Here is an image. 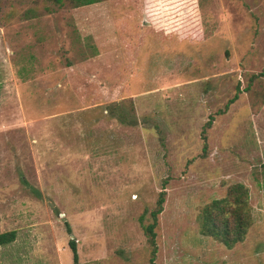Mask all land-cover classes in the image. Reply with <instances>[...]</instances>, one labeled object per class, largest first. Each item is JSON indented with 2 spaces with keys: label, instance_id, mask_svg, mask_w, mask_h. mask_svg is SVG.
I'll use <instances>...</instances> for the list:
<instances>
[{
  "label": "rangeland",
  "instance_id": "rangeland-1",
  "mask_svg": "<svg viewBox=\"0 0 264 264\" xmlns=\"http://www.w3.org/2000/svg\"><path fill=\"white\" fill-rule=\"evenodd\" d=\"M237 183L228 249L197 218ZM162 187L154 264H264V0H0V264H148Z\"/></svg>",
  "mask_w": 264,
  "mask_h": 264
},
{
  "label": "trees",
  "instance_id": "trees-1",
  "mask_svg": "<svg viewBox=\"0 0 264 264\" xmlns=\"http://www.w3.org/2000/svg\"><path fill=\"white\" fill-rule=\"evenodd\" d=\"M58 8L64 6V0H49ZM101 0H70L74 7L93 5ZM239 89L236 88L234 96L227 101L222 110L217 111L216 115H223L237 99ZM107 113L116 118L119 123L130 126L136 125L134 119L128 117L121 105L111 104L107 106ZM214 116H209L208 121L204 124L201 136L203 140L202 151L205 152L206 132L211 128L214 122ZM165 202V189L162 187L158 193L154 209L149 213L150 220L146 225H143L144 214L139 217V222L142 225L143 232L150 246V257L148 264H154L156 254V233L158 216L163 210ZM198 224L200 233L206 237H210L224 247L231 249L235 245L243 242L248 229L253 224L252 209L249 205L248 189L242 184H232L227 190L223 198L212 200L204 206L198 215ZM65 231L68 235L71 234L69 225L64 222ZM16 231H8L0 234V248L13 243L16 239ZM68 247L72 254V264H78V255L76 245L73 240L68 241Z\"/></svg>",
  "mask_w": 264,
  "mask_h": 264
}]
</instances>
